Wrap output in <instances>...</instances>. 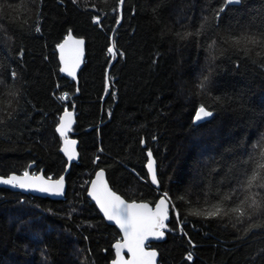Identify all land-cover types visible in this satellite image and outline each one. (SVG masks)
Listing matches in <instances>:
<instances>
[{
  "label": "trees",
  "instance_id": "obj_1",
  "mask_svg": "<svg viewBox=\"0 0 264 264\" xmlns=\"http://www.w3.org/2000/svg\"><path fill=\"white\" fill-rule=\"evenodd\" d=\"M70 32L87 42L78 95L57 55ZM261 34L264 0H0V176L60 178L67 111L80 152L63 200L0 188V264H111L122 235L88 197L99 169L128 201L170 200L160 264H264V187H242L264 159V45L233 39ZM246 196L243 218L195 214Z\"/></svg>",
  "mask_w": 264,
  "mask_h": 264
},
{
  "label": "snow or ice",
  "instance_id": "obj_2",
  "mask_svg": "<svg viewBox=\"0 0 264 264\" xmlns=\"http://www.w3.org/2000/svg\"><path fill=\"white\" fill-rule=\"evenodd\" d=\"M228 2L231 3L232 0H228ZM235 2L239 3L240 0H235ZM233 39L236 43L244 41L251 44L264 45V34H261L259 38L245 35ZM82 45V40H73L71 35H69L64 43L59 46L61 59L64 62L62 71H66L70 76L75 75V68L79 66ZM109 52H113V55H115L112 48L109 49ZM63 98L61 97V99ZM211 115L212 112L202 105L196 113L195 118L199 121ZM70 128L71 113L66 112L57 131L62 137H65L63 151L71 161L76 155V142L67 139L66 133ZM149 156L151 157V152H149ZM148 168L151 173L152 182L157 183L154 161H149ZM261 170H264V159L257 161L256 169L252 171L250 176L245 178L242 187H245L247 190L252 189L254 186L264 187V175H262ZM103 177V171L97 173V179L92 182V190L89 192V195L96 200V203L100 206L107 219L115 221L123 231V243H117L115 245L118 257L115 264H156L155 258L157 253L155 251H146L145 241L149 237L162 239L164 236V232L161 229L165 227L164 221L168 218L166 194L165 198L161 199L155 205V210L153 211L148 204L126 203L120 196L108 188ZM258 181L260 182L259 184H257ZM0 184L11 185L12 187L22 189H32L53 195H62L64 189L63 177L53 182L50 179L45 180L43 177L30 176L28 172H25L23 176L13 175L7 179H0ZM230 198L226 197V199ZM254 206H257V201L251 196H246L244 200L235 202L233 206L226 208L222 204L213 205L211 210L197 212L195 214L204 215L208 218L220 217L232 213L239 219L248 215V209ZM125 248L131 254L129 260H125L121 255L122 250ZM188 258L191 259V256Z\"/></svg>",
  "mask_w": 264,
  "mask_h": 264
},
{
  "label": "water",
  "instance_id": "obj_3",
  "mask_svg": "<svg viewBox=\"0 0 264 264\" xmlns=\"http://www.w3.org/2000/svg\"><path fill=\"white\" fill-rule=\"evenodd\" d=\"M69 35H71V37L73 38V40H82L83 41V45H82V55L80 56V62H79V66L75 68V75L74 76H70L66 71H62V69L64 68V62L62 61L61 59V51H60V45L64 43V41L69 37ZM64 41L58 46L57 48V55H58V60H59V64H60V73L62 76H64L65 78L75 82L77 84V92H76V95L79 94V75H80V72L82 71V69L84 68L85 64H86V59H87V42H86V39L85 38H80V37H76L72 32H70L68 34V36L64 39ZM68 113H71V128L70 130L67 131L66 133V136H67V139L70 140V141H75V149H76V155L75 157L70 161L68 159V156L65 154V152L63 151V148H64V141H65V137H62L61 134L57 131V134L60 136L61 140H62V146L60 148V153L65 157L66 161H67V168H66V171L65 173L61 176L63 177V180H64V189H63V194L62 195H53L51 193H45V192H39V191H35V190H32V189H22V188H19V187H12L11 185H5V184H0V188H4V189H8V190H11L13 192H16V193H22L24 195H30V196H33V197H38V198H49V199H52V200H56V201H60V200H63L67 194V191H68V184H67V176L71 170V167L74 163H77L80 159V152H79V141L76 139V138H73L71 137V134L73 132V128L75 126V123H76V115L74 112H70V111H67ZM65 113L64 112L62 114V117L60 119V122L57 126V128L59 127L60 123H61V120L62 118L65 116ZM206 118L202 119V120H199L195 122L196 125L202 123ZM148 158H149V161L152 160L154 161V168H155V172H156V177H157V183H153L152 182V178H151V173L149 171V168H148V164H149V161L147 162L146 164V170H147V173L149 175V178H150V183L152 184V186L156 189H160V183H159V179H158V164H157V161L156 159L154 158V156L151 154V157L149 156L148 154ZM35 168V164H31L27 170V172L29 173L30 176H39V177H43L45 180H51V181H56V180H59L60 178L58 179H51V178H47L44 174V171L42 170L41 172L37 173V174H33L31 173L32 169ZM100 171H103L104 173V180L106 181L107 185H108V188L113 191L116 195L120 196L121 199H123L126 203H137V204H148V206L154 211L155 210V205H157L159 203V201L163 198H165V196H162L158 199V201L156 202L155 205L149 203V202H136V201H128L126 198H124L122 195H120L119 193H117L113 187L111 186L110 184V181L108 179V175H107V172L104 170V169H99L94 178L92 179L90 185H89V188H88V197L89 199L95 204V206L97 207V209L99 210V212L101 213V215L104 217V219L106 220V222L114 227H116L121 235H122V238H123V231L122 229L119 227V225H117L115 223V221H110L107 219V217L104 215V212L101 210L100 206L96 203V200L93 199L92 196L89 195V192L92 190V182L95 181L97 179V173L100 172ZM13 175H16V176H23V174H11L7 177H3V176H0V179H7V178H10L11 176ZM167 208H168V218L164 221V225H167L169 224L170 220H171V216H170V210H171V202L170 200L167 198ZM161 231L164 232V236L162 239H157V238H154V237H149L147 241H145V250L146 251H155L157 253V256L155 258L156 260V264H160V253L157 249L155 248H152V245L155 244V243H162L164 242L166 239H167V233L165 231L164 228L161 229ZM117 243H123V239L118 241ZM116 243V244H117ZM115 244V245H116ZM114 245V247H115ZM115 253H116V257L115 259L111 262V264H115V262L118 260V257H117V252H116V248H115ZM122 257L125 259V260H129L131 258V254L127 252V249H123L122 250V253H121Z\"/></svg>",
  "mask_w": 264,
  "mask_h": 264
},
{
  "label": "built area",
  "instance_id": "obj_4",
  "mask_svg": "<svg viewBox=\"0 0 264 264\" xmlns=\"http://www.w3.org/2000/svg\"><path fill=\"white\" fill-rule=\"evenodd\" d=\"M61 97H64L63 99H61ZM58 101L62 104H67L69 103L70 97L68 95V93H61L58 95Z\"/></svg>",
  "mask_w": 264,
  "mask_h": 264
},
{
  "label": "bare ground",
  "instance_id": "obj_5",
  "mask_svg": "<svg viewBox=\"0 0 264 264\" xmlns=\"http://www.w3.org/2000/svg\"><path fill=\"white\" fill-rule=\"evenodd\" d=\"M62 117V116H61ZM61 119V118H60ZM195 122H196V119H195ZM149 161V160H148ZM165 196V195H164ZM168 198V197H167Z\"/></svg>",
  "mask_w": 264,
  "mask_h": 264
}]
</instances>
